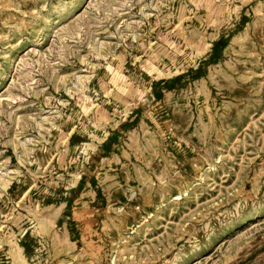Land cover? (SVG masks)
<instances>
[{"label":"rangeland","instance_id":"374dc122","mask_svg":"<svg viewBox=\"0 0 264 264\" xmlns=\"http://www.w3.org/2000/svg\"><path fill=\"white\" fill-rule=\"evenodd\" d=\"M0 264H264V0H0Z\"/></svg>","mask_w":264,"mask_h":264}]
</instances>
